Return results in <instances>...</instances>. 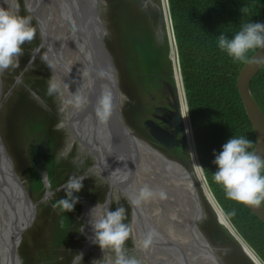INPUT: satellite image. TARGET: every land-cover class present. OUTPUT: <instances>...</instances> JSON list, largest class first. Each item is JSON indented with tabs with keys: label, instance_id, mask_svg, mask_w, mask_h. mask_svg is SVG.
I'll return each mask as SVG.
<instances>
[{
	"label": "rangeland",
	"instance_id": "1",
	"mask_svg": "<svg viewBox=\"0 0 264 264\" xmlns=\"http://www.w3.org/2000/svg\"><path fill=\"white\" fill-rule=\"evenodd\" d=\"M13 1L14 6L11 11L20 15L30 16L32 24L37 30V34L35 39L31 42H25V44L22 45L23 55L20 57L19 66L2 70L0 74V137L6 153L11 159L13 169L16 171L20 179L23 180V187L26 190L28 189V195L31 201L35 204V212H33L34 218H32L31 223L20 234V239L17 244V252L23 264H48L45 262L47 259V253L41 256V253L39 252L40 245H38L37 242L41 237H47L45 241L46 243L56 240V233L58 235L60 233L58 218L60 217L61 212L57 205V201L61 198L62 189L68 179L70 177H79V174L76 173L79 168L78 160H73V158L76 156L75 143L80 146L81 142L73 135L71 130L73 129V121L74 123L76 122L74 120L75 117L71 116L69 123L68 117L65 118L62 116L65 114L67 108L63 103V99L59 98L62 96V93L59 86L52 78L53 76L46 64L44 58L45 50L44 46L41 44L42 41L37 22L27 10L24 0ZM47 1L48 0H45L46 11L51 10V8H49L50 4ZM56 1V5L59 6V1ZM166 1L167 0H164L168 11ZM152 6L154 7L153 9H158L160 11V17L157 13H155V15H153V12L148 14L146 10L149 9V7L145 9V12H142L143 18H140L135 16V13L132 11H127L129 8L113 7L114 10L112 11L111 9L104 8L103 4V9L100 15L104 26L102 40L108 54L110 55L116 72L118 89L120 88L121 93L125 98L123 103H127L132 99L128 92H130L133 97L137 96L140 101L146 103L149 96L148 94H145L144 90L146 87H152L153 84L156 83L155 79L150 78V76H154L155 72L158 71L163 77H167L166 71L168 70V63L165 58V53L167 51L165 52L166 45L164 40L168 35L166 21L163 19V14L160 9V7L163 6V1L157 0ZM40 7L41 6H39V8ZM149 16L153 20L151 23ZM68 29L69 28H67V31ZM76 47L79 48L78 45ZM130 51L133 52L131 55L128 54ZM62 53L65 54V51ZM167 54L169 57V49ZM58 57L60 58V55H58ZM64 65L65 68L68 67V64L63 63V66ZM76 75L77 73L75 72L72 76L76 77ZM74 77H72L73 81ZM54 84L57 88H55L54 91H50V85ZM120 85L122 86V89ZM123 91H125V93ZM72 101L75 102L74 97L72 98ZM128 104L132 110L125 105L126 109L122 111L124 120L126 124L132 125L130 124L131 121L136 125L135 127H137L139 112L135 108L141 104L137 101L136 103L130 101ZM60 108L63 110L62 115L57 114L58 111H61ZM65 120L66 129L68 132L70 131L69 137L67 136V131L64 130L63 125L60 123V121ZM131 129L133 131L135 130V128L132 127ZM42 131L46 132L48 142L49 139L50 143H53L54 140L48 162L50 161L52 168L57 171V174L55 176L56 181L54 186L48 188L51 193H39L38 199L37 191H30L33 187L30 188V186L27 185V178L30 173L28 168L32 167V149L30 144L38 143L41 140L42 134L40 132ZM136 135L139 136L138 131H136ZM82 147L88 149L87 147ZM192 165L193 163L191 160V162L185 167L191 169ZM147 166L149 165L147 164ZM146 169L148 170L147 172H144L146 174L145 176H152L153 172L150 170L151 168ZM147 177L143 178L145 184L151 187L156 193L153 199L157 202L162 200L165 201L167 196L171 193L160 190L157 185L150 183L152 179L147 181ZM87 180H90V178ZM194 180L196 181L195 177ZM140 188H142V186ZM163 188L166 189L167 186H163ZM197 188L199 190L198 185ZM106 190V186L101 187V200L96 201L103 203ZM161 192L164 193L163 196L159 195ZM180 194H182V192ZM199 194L202 197L201 192H199ZM92 201L95 202V200ZM164 201L159 205L162 209H164ZM166 201L165 205L168 207L169 203ZM120 205L126 210V218L124 222L129 224L131 228L132 216L126 199L121 193L112 195L109 207L114 210ZM177 205L178 203L176 202V206ZM203 209H205L204 203ZM164 211L167 212L165 209ZM101 213L100 215H102ZM78 219L81 221L77 223L73 221V227L78 231L77 238H74L73 241L56 245L50 253L51 258L49 264H69L80 248H82L85 236L83 235L84 230L81 232L84 224L82 225L80 222H82L83 217L81 219L79 216ZM208 221H210V218L206 212L205 217L199 222L198 226L210 241L209 236L204 230V225L207 224ZM173 223H176L179 230H184L179 222L175 221ZM132 236L133 234L131 231L129 239L124 245V254L128 257H135L139 261V264H153L152 259L155 257L152 259H149L148 257L143 259L141 254L135 250L136 241L133 240ZM0 237L2 238V236ZM142 237L145 239L144 235ZM211 245L216 248V255L219 264H232L234 250L231 246L222 245L220 247V245L218 246L213 243H211ZM147 249L151 254L155 251L154 247L150 245L149 240L147 241ZM36 254L40 255V262L32 256ZM31 256L32 258H35L34 261H31ZM82 256L83 262L78 261L76 264H115L117 258V254L113 250H102L94 243H91L90 249H88Z\"/></svg>",
	"mask_w": 264,
	"mask_h": 264
},
{
	"label": "water",
	"instance_id": "2",
	"mask_svg": "<svg viewBox=\"0 0 264 264\" xmlns=\"http://www.w3.org/2000/svg\"><path fill=\"white\" fill-rule=\"evenodd\" d=\"M58 1L60 4L64 3L71 7L72 26H69L68 31H71L68 37L71 39L75 34V36H77L76 39H79V41L81 40L83 43L82 48H80L82 59H79V61L85 73L83 77L86 83L85 88L89 91L88 97L86 98L83 96L80 100V102L84 104V109L86 110L81 111L78 105L74 107L72 101H67V103H65L68 112H70L72 117H75L74 120H76L75 123L73 121V129L71 130L81 144L85 147L88 146V149L95 155L96 160L94 161L95 164L93 167L100 172L102 177L107 179L109 186L114 187L117 191H121V194L130 207L131 216L141 219L140 225L150 236L151 246H154L157 251L159 246L162 247L164 252L160 255L166 257L167 264H219L216 248L211 245L210 241L198 226L199 222L206 215V211L203 209V200L213 213L216 222L229 233L244 253H246L255 264H263L236 233L228 220L230 229L218 220L216 210L205 197V191H207L214 200L205 182L195 148H192V151L190 149V159L191 152H193L198 167L201 170L204 183L202 182L199 190H197L195 186L193 187V192L191 190L193 198L196 197L197 207L201 210V214L199 219L193 221L188 232L187 230H179L177 225L174 226L173 222H175L176 219H174L173 212L178 205L176 206V203L173 204L166 201L168 197L165 200L169 203L168 207L165 205L164 200L157 202L153 198L142 202L139 206L131 203V199L138 194L140 187L146 185L143 178L147 177L144 173L147 163L144 162L145 166L141 167L143 166L140 161L141 158L136 152L139 140L124 123L119 113L120 96L116 83V72L102 40L104 26L100 16V4L104 3V1ZM73 43H76V41L73 40ZM168 45L169 58L172 62L173 79L174 81L177 79L175 69L176 60V67L181 80L177 54L174 52V44L172 42V44L168 43ZM86 46L87 50L85 51ZM174 54L176 55L175 60ZM263 64L264 49H256L248 58V62L244 63L239 69L235 83L242 105L254 131L255 144L252 151L261 157L264 156V114L255 102L249 86L251 78ZM1 72L2 70H0V74ZM70 81L68 77L67 82L69 85H71ZM181 88L187 112L182 80ZM59 89L63 94L60 86ZM62 89H64L63 86ZM104 98L109 100V108L106 115H102L100 112V101ZM172 106L174 109L176 129L181 132L182 140L185 144L187 143V136L184 131L180 105L176 97H172ZM85 114H87L92 121L88 130L87 125L85 127V121L80 118L81 115L85 117ZM189 130L191 134L190 127ZM161 136L162 134L160 133V136L156 138L161 140ZM31 148L35 150L32 170L38 172L41 177H44L42 173L46 169V162L50 149L47 136H43L41 140L37 144H33ZM203 184L207 189L204 188ZM168 189L170 190V187H168ZM199 192H201L202 197ZM184 193L186 194V191H183V195ZM171 194L172 197H174L173 192ZM163 201L164 209L167 210V212L159 207ZM214 202L217 205L215 200ZM29 203H31L29 198L23 192L22 187L19 185V181L17 182L11 159L6 153L0 137V236H2V238L0 237V264H23L17 252V244L20 239V234L31 223L30 220L28 223L20 226L23 218L28 213V209L31 208V210H33L34 208V205H29ZM243 205L264 223V207L261 204ZM217 207L219 208L218 205ZM90 244L91 241H86L84 248L86 249ZM78 261L76 255L69 264H76Z\"/></svg>",
	"mask_w": 264,
	"mask_h": 264
},
{
	"label": "trees",
	"instance_id": "3",
	"mask_svg": "<svg viewBox=\"0 0 264 264\" xmlns=\"http://www.w3.org/2000/svg\"><path fill=\"white\" fill-rule=\"evenodd\" d=\"M167 6L187 105L190 137L193 138L205 182L236 233L264 264V223L242 203L226 196L223 187L213 179L216 165L212 163L213 150L220 151L221 145L233 134L244 135L250 139V151L255 144L254 131L235 84L237 73L244 62H234L222 52L217 46V36L220 32L231 36L239 30L241 24L249 20L264 22V0H167ZM164 43L165 52H168L166 39ZM255 50L248 52V58ZM167 52L165 58L168 63L167 71L170 72L171 61ZM132 53L130 51L128 54ZM249 87L264 114V64L251 78ZM40 133L46 136V132ZM203 203L210 218L204 225V230L211 243L220 247L231 246L234 250L232 264H255L216 222L213 213L206 203ZM261 205L264 207V202H261ZM76 210L77 205L71 212L60 208L58 224L61 240L58 243L63 244L67 240L77 238L78 231L72 224V213ZM31 259L35 260L32 257Z\"/></svg>",
	"mask_w": 264,
	"mask_h": 264
},
{
	"label": "clouds",
	"instance_id": "4",
	"mask_svg": "<svg viewBox=\"0 0 264 264\" xmlns=\"http://www.w3.org/2000/svg\"><path fill=\"white\" fill-rule=\"evenodd\" d=\"M36 34L37 30L30 16L14 13L8 8H0V70L18 67L20 57L23 55L22 45L35 39ZM217 46L234 62L247 63L250 50L264 49V22L249 20L241 24L239 30L231 36L220 32L217 36ZM54 90L55 85H50V91ZM100 104L101 114L106 115L109 100L104 98ZM187 119L189 124V118ZM191 139L193 140L192 136ZM251 145L252 141L246 136L233 134L221 145L220 151L213 150L212 163L216 165L213 179L223 187L229 199L247 205H259L264 202V157L250 151ZM86 177L68 179L62 189L64 196L57 201V205L62 210L66 212L74 210L76 203L79 202L77 193L83 188ZM155 195L154 190L145 185L131 199V203L139 206ZM159 195L163 196L164 193L161 192ZM98 207H100L99 202L91 209L88 221L92 232V243L102 250H113L117 254L115 264H139L135 257H128L123 251L131 232L129 224L124 222L125 208L120 205L113 210L105 204L102 215L92 216V210ZM77 259L83 262L82 253H77Z\"/></svg>",
	"mask_w": 264,
	"mask_h": 264
},
{
	"label": "bare ground",
	"instance_id": "5",
	"mask_svg": "<svg viewBox=\"0 0 264 264\" xmlns=\"http://www.w3.org/2000/svg\"><path fill=\"white\" fill-rule=\"evenodd\" d=\"M24 1H25V6L27 10L31 13V15L34 17L36 22H38L37 25L39 24L38 29H39L40 38L42 41L41 44L44 46V50H45L44 58H45L46 64L48 65V68L50 65L49 70L51 72V75L53 76L52 78L54 79L55 83L60 86L63 92L62 96L59 98L63 99V103L65 104L67 103V101H72V98L74 97L75 102L72 101L73 106L76 107V105H78L81 111L86 110L84 109L85 108L84 104L80 102L81 98L83 96L87 98L88 93H89V91L86 90L85 88L86 83H85V80L83 79L85 73L79 61V59H82L81 54H80V48H82L83 43L81 40L79 41V39H76L77 36H75V34H74V37H72L71 39L68 37L71 30H69L67 33V28H69V26H72L71 7L64 3H61L58 6L56 5V2H57L56 0H48L47 2L50 4L49 8H51V10H48L49 11L48 12L46 11L45 0H24ZM162 1H163V6L160 7V9L163 14V19H165L166 21V29H167V35H168L167 38L169 39L168 42L172 44L173 41H172L170 22L168 23V19H169L168 11H167L164 0ZM103 4L104 3L100 4L101 12L103 9ZM13 6H14L13 0H0V8H8L11 11ZM39 6L41 7L39 8ZM63 9L67 10L66 13ZM72 39L75 40L76 43H73ZM76 44L79 46V48L76 47L77 46ZM86 50H87V46H86L85 51ZM64 51H65V54L62 53ZM58 55H60V58L58 57ZM175 59H176V55L174 54V60ZM63 63L68 64V67L65 68V65L63 66ZM175 69H176V75H177V79H175L176 93H177V97H178L179 104H180L181 116H182L183 123H184V131L187 136L186 137L187 143L189 144V147L192 151L193 145H192V141L190 137L188 119H187L184 100L182 96L180 77H179L178 70L176 67V60H175ZM75 72L77 73L76 77L72 76L73 74H75ZM68 77L71 80L70 81L71 85H69L67 82ZM72 77H74V81L72 80ZM62 86H64V89H62ZM71 116L72 115L70 114V112H68V110L66 109L65 117H68L69 123H70ZM80 118L85 121V127L87 125V130H88L92 124L90 117L87 114H85V117L81 115ZM140 149L142 150V148ZM161 158L162 159H159L155 153L151 157H149V159L147 160V164L149 165V167L152 169V172H153V175L150 176L151 178L147 177V181L152 179L150 183L153 185H157L158 188L162 191H163V186H168L172 189L173 193L176 196L168 197V201L173 204L176 202L178 203V207L173 212L174 219H176V221L179 222L180 226L185 231L187 230L188 232L190 230V227L193 221L195 219H199L200 218L199 216L201 214V210H199L197 207L196 197L193 198L192 192H193L194 186L198 190L197 185L200 188L202 182L204 183L202 173L199 167L197 166L198 164L196 163L197 161H196V158L193 152H191V159H192L193 165L191 166V169L189 171L184 170L181 166L173 163L172 161L165 160L163 157ZM194 177L196 181L194 180ZM183 191H186V194L184 193L183 195ZM181 192L182 194H180ZM205 197L208 200V202L212 205V207L216 210V216L218 220L223 225L227 226L230 229L229 223L226 217L221 212V210L217 207L214 200L210 197L207 191H205ZM90 207L91 206L87 205V203L84 202L83 210H82V217L84 220L83 230L87 238L86 240L91 241L92 243V240H91L92 232H91L90 225L88 223L90 219V210L88 209ZM29 209H28V212H29ZM91 215L99 216L100 213L95 211V212H91ZM140 222H141V219L139 217H132L131 231L133 234L132 236L133 240L136 241L135 250L141 254L143 259H145L146 257H148L149 259H152L153 257H155L154 259H152L153 264H167L166 257L160 255V254H163L164 252L161 246L158 247L159 252L153 246L155 251H153L152 254L149 253L147 249V241L149 240V243L151 245L152 244L151 239H150V236L146 233V231L142 229L143 227H141ZM23 223H21L20 226H23ZM175 225L176 223H174V226ZM143 235L145 236V239L142 237Z\"/></svg>",
	"mask_w": 264,
	"mask_h": 264
},
{
	"label": "flooded vegetation",
	"instance_id": "6",
	"mask_svg": "<svg viewBox=\"0 0 264 264\" xmlns=\"http://www.w3.org/2000/svg\"><path fill=\"white\" fill-rule=\"evenodd\" d=\"M156 2H157V0H106V1H104V8L111 9L112 11L114 10L113 7L129 8L127 11H132L133 13H135V16L143 18L142 12L143 11L145 12V9L147 7H149V9L146 10L148 14L150 12H153V15H155V13H157L158 16L160 17V11L158 9H153L154 7L152 6ZM64 11L66 13L67 10L65 9ZM149 19H150V23L153 22V20L151 19L150 16H149ZM165 36H166V33H165ZM166 39H167V36H166ZM168 43L169 42L167 39V44ZM168 49H169V45H168ZM156 69H158V68H156ZM166 73H167V77H163L160 73H158V71L155 72L154 76H152V75L150 76V78L155 79L156 83H154L152 87H149V86L146 87V89L144 90L145 94L146 95L148 94V96H149V99L146 103H143V101H140L139 97H137V96L133 97V95L127 91L129 96L132 98L130 100L131 102L136 103V101H137V102H140V104H141L140 106H137V108H135L139 112L138 126L137 127H135L136 125L133 124L131 121H130V124H132V125L126 124V122L124 120V116H123L122 111L126 109L125 105L130 107V105L128 104L130 101H128V102L126 101L127 103H123L125 98L122 95L120 88L118 89L119 96H120L119 113H120L124 123L130 129V131L133 133V135L139 140L138 146L136 148V150H137L136 152H137L138 156H140V158H141L140 161H141V164L143 165L141 167H144L145 163H147V160L149 159V157H151L153 154L156 153V156L159 159H162L161 157H163L165 160L172 161L173 163L181 166L184 170L189 171L190 169H187L185 166L191 162L190 147H189L188 143H185V144L183 143L181 132L176 129L174 109L172 106V97H176L177 101L179 102L178 97H177V93H176V85H175V82H174V79L172 76V70L170 72L166 71ZM120 87L122 89L121 85H120ZM117 88H118V86H117ZM123 92L125 93V91H123ZM130 109H131V107H130ZM60 110L61 111L57 112L58 115L63 114L62 113L63 110L61 108H60ZM62 116L65 117V114H63ZM65 122H66V120L60 121V123L64 127V130L67 131ZM130 126L132 128H135V130L133 131ZM136 131H138L139 136L136 135ZM160 133L162 134L161 140H158L156 137L160 136ZM69 135H70V131L69 132L67 131V136L69 137ZM41 137H43V135ZM66 140H68V139H66ZM55 141H56V139H55ZM53 143H54V140H53ZM53 143H50V139H49L50 149H49L48 158H47V162H46V169L42 173L44 177H41V175L38 172H34L32 170L33 158L35 156V150L31 148L32 149V167L28 168L30 173L28 174L27 185L30 186V188L33 187V189L29 188L30 191L31 190L37 191V198H38L39 193L40 194L51 193V191L48 190V188L51 186H54L55 181H56L55 176L57 174V171L52 168L50 161L48 162L49 155L52 152ZM35 144H37V143H35ZM95 144H97V143H95ZM32 145L33 144H30V146H32ZM82 146L83 145L81 143H80V146H78L77 143H75L76 156L73 158V160H78L79 168L77 170L78 172H76V173L79 174V177L80 176H87V177L83 181V188L81 189V191L79 193H77V195L79 196V202L76 203L77 210L74 213H72L74 222L81 221L80 219H78V217L80 216L82 219V209H83L84 202H86L87 205L91 206L89 208V210H91L98 203V201H96V200H101V198H100L101 187L106 186V188H107L106 193H105V197H104L103 203L99 202V205H100L99 209L100 210L98 208H96V209H93V212H95V211L98 213L102 212L101 214H103L105 204H107L108 206L110 205L111 196L117 195V193H121L120 190L117 191V190H115L114 187L109 186L107 179L102 177L100 172H98L96 170V168L93 167L95 164L94 161L96 160L95 155L89 149H86V148L84 149ZM86 147L88 148V146H86ZM140 148H142V150ZM187 160H188V162H187ZM146 168L150 169L149 166H147ZM147 170L148 169H146L145 172H147ZM150 170H152V169H150ZM14 172H15V175L17 177V182L19 181V185L22 187L23 192L25 193V195L29 198V200L31 202V203H29V205L33 204L35 207L34 202L31 201V199L28 195L29 194L28 189L26 190L23 187V180L20 179V177L17 175L15 170H14ZM34 173H35V175H34ZM88 178H90V180H87ZM163 191H167L170 193L173 192L171 188H170V190L168 189V186L166 189L163 188ZM62 195L64 196L63 190L61 192V197H62ZM170 196L172 197V194L168 195L167 197H170ZM174 196H176V195L174 194ZM92 200H95V202H93ZM40 203H41V201H40ZM30 210L31 209H29L30 213L28 212L27 215L24 217L25 219L23 218L24 219V220H22L24 222V223L22 222L23 224L28 223L30 220L32 221V218H34V215H33V212H35L34 208H33V210H31V211ZM43 210H44V208H43ZM80 223H82V225H83L84 220L82 219V222H80ZM72 224H73V222H72ZM47 229H48V227H47ZM83 235L85 236V234H83ZM56 236H57L56 240H52L48 243L45 242L47 237H41L37 242V244L40 245L39 252L41 253V256H43L47 253V255H46L47 259L45 262H47L48 264H49V261L51 258L50 253L52 252V249L56 245L60 244L58 242L61 240V237L58 234H56ZM86 239L87 238L85 236V239L83 240L84 244H86V241H87ZM69 241H73V239L67 240L66 242H69ZM49 244H52V245H49ZM84 244H82V248H80V250L78 251V253L81 252L82 255L88 249H90V246L85 249ZM32 256L35 257L36 259H38V261L41 260L40 255L36 254V255H32Z\"/></svg>",
	"mask_w": 264,
	"mask_h": 264
}]
</instances>
